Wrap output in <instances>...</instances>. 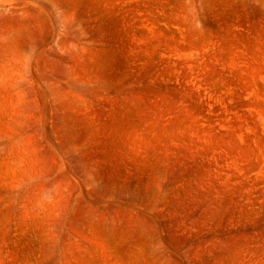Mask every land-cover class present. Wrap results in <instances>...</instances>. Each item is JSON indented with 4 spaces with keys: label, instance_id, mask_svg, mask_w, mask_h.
<instances>
[{
    "label": "rangeland",
    "instance_id": "374dc122",
    "mask_svg": "<svg viewBox=\"0 0 264 264\" xmlns=\"http://www.w3.org/2000/svg\"><path fill=\"white\" fill-rule=\"evenodd\" d=\"M0 264H264V0H0Z\"/></svg>",
    "mask_w": 264,
    "mask_h": 264
}]
</instances>
